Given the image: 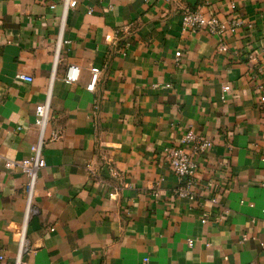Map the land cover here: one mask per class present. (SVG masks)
Instances as JSON below:
<instances>
[{
  "label": "crops",
  "instance_id": "0c3cea01",
  "mask_svg": "<svg viewBox=\"0 0 264 264\" xmlns=\"http://www.w3.org/2000/svg\"><path fill=\"white\" fill-rule=\"evenodd\" d=\"M77 2L0 0V264H15L24 226L25 264H264V0ZM199 8L242 20L228 51L183 29ZM49 88L64 135L44 149L26 221L27 176L4 158L30 155ZM189 130L214 140L198 163L226 184L218 204L175 192L164 148Z\"/></svg>",
  "mask_w": 264,
  "mask_h": 264
},
{
  "label": "built area",
  "instance_id": "2783aa9c",
  "mask_svg": "<svg viewBox=\"0 0 264 264\" xmlns=\"http://www.w3.org/2000/svg\"><path fill=\"white\" fill-rule=\"evenodd\" d=\"M77 3V0H65V7L66 9L69 6L75 7ZM181 23L184 30L191 32L205 31L207 34L217 37L220 41L219 51L226 52L228 51V46L224 43V39L227 35L235 33L243 22L238 19H221L213 12L199 8L196 10L185 9L182 12ZM100 74V68L94 67L92 69L91 81L88 85L90 91L95 90ZM79 76V66L72 64L66 72L65 80L69 83H74L79 80ZM18 78L26 81L33 80V77L27 74H19ZM253 87L258 93L259 102L264 105V78L256 81ZM50 97L51 88H49L46 100L36 106L35 126L38 129V139L32 145L30 155L20 160L4 158V165L7 170L20 168L27 176L26 221L39 210L35 205V197L40 172L46 166L44 149L49 143L62 139L64 135L62 127H50ZM213 146L214 140L211 137L189 130L181 137L179 143L164 148L165 156L173 172L180 180V184L175 190L179 198L195 201L200 193L203 192L207 194L212 203H219L220 196L226 190V184L213 176H202L198 163V156L206 154ZM206 221L207 218L202 219L203 223ZM25 228L24 226L23 230L19 232L20 249L16 256L15 264H25L23 260V254L26 251ZM210 244L207 243L208 246ZM0 258L4 259V255H0ZM144 261L148 262L149 258H145Z\"/></svg>",
  "mask_w": 264,
  "mask_h": 264
}]
</instances>
